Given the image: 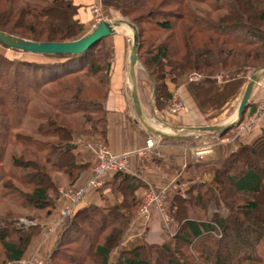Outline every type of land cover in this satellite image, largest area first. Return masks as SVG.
Segmentation results:
<instances>
[{
    "label": "trees",
    "instance_id": "1",
    "mask_svg": "<svg viewBox=\"0 0 264 264\" xmlns=\"http://www.w3.org/2000/svg\"><path fill=\"white\" fill-rule=\"evenodd\" d=\"M101 2L120 8L122 14L142 10V19L168 32L167 37L153 40L149 57L142 59L155 82L152 104L157 110L164 109L172 96L166 77L173 81L191 69L213 73L219 67L248 66L253 71L264 66V0ZM166 5L174 7L163 9ZM76 14L73 0H0V29L37 41L70 40L78 38L83 29ZM131 21L138 31L141 58L144 29L140 20ZM102 39L80 53H50L66 56L61 61L14 60L0 55V162L12 139L20 141L19 151L10 149V176L30 188L24 192L11 183L3 184L7 190H18L23 204L45 212L41 218L26 216L32 221L29 224L6 217L0 220V244L6 260L0 264L21 259L31 236L43 226L40 220L53 213L60 183L51 171L63 173L68 185H77V178L90 165L77 162L75 135L106 142L108 64L94 58ZM35 98L46 104L45 110L37 111L42 119L36 129L14 130L15 117ZM197 138L162 140L194 144ZM108 174L109 186L123 195L122 200L108 208L89 203L63 217L50 234L56 237L42 264H264L258 247L264 241V136L229 152L214 168L211 181H197L171 196L166 207L176 229L168 241L121 246L143 198L135 191L146 183L127 170ZM1 190L0 186V197ZM209 203L216 207L209 219L197 216L198 211L195 217L189 214V206L205 212ZM231 226L234 232L228 231ZM89 257L96 262L87 261Z\"/></svg>",
    "mask_w": 264,
    "mask_h": 264
},
{
    "label": "crops",
    "instance_id": "2",
    "mask_svg": "<svg viewBox=\"0 0 264 264\" xmlns=\"http://www.w3.org/2000/svg\"><path fill=\"white\" fill-rule=\"evenodd\" d=\"M75 2L79 5V15L89 12L88 3L90 0H75ZM0 52L18 56H21V52H24V56L28 54L26 51H12L1 43ZM40 54L44 53L35 52L28 55L35 57ZM250 73L245 78H243V73L241 72L237 77L219 78L217 81L211 77H203L197 81H187L186 74L179 76L173 81L167 80L170 91H178L184 103H186V109L182 116L177 114L169 115L166 109H155L152 104L151 91L150 96L145 97L144 93L138 89V95L142 109L150 118L151 123L168 131H173L175 126H185L184 133H192L193 130L188 126L222 124L233 118ZM263 82L264 75L254 86L241 120L255 111L256 102L263 94ZM124 83L125 88L123 90L121 87L112 88L106 100L108 109L106 143L114 152H131L127 171L139 175L146 183L145 186H141L135 191L140 198L143 197L145 191L150 187L157 190H165L164 198L165 205H167L171 196L177 190L183 192L197 181H211L214 176V168L220 165L223 158L236 149L239 144L250 143L258 137L264 136V116H259L255 124L247 130L239 131L240 120L224 133L219 134L218 138L213 136L214 132H195L193 135L198 136V138L194 144L164 142L162 137L159 136V154L153 151L139 152L138 150L145 146L146 138L154 134L140 122L135 114L131 100L128 98L130 90L127 73ZM146 99L148 102H146ZM154 113L161 119L160 121L154 118ZM154 136L158 137L157 135ZM88 140H90L88 136L75 135L74 137V141L77 143V162H89L90 164L77 178L75 183L77 185L85 182L90 176L91 166L95 161L94 150L86 145ZM201 148L206 150L196 157V150ZM110 178L111 174L106 173L103 175L102 185L98 189L95 187L88 189L77 209L89 203H96L104 208L118 204L122 200L123 195L119 191L112 190L109 186ZM60 186L63 185L60 184ZM67 203L68 198L59 195L53 213L49 217L41 219L40 222L47 226L58 220L60 209ZM215 210L216 207L212 203L208 204L205 212L197 209V207L189 206V214L191 216H194L198 211L197 216H207L208 219ZM175 229L176 222L173 217L170 222H167L163 220L160 211L157 209H153L149 215L139 214L136 209L129 222L121 246L123 248H131L144 243L145 240L151 242L152 240L149 237L152 233L157 236L156 240L152 242L168 241L174 234ZM55 237L56 235L54 234L47 237L40 248L51 247ZM39 239L40 237H35L34 243L39 241ZM25 255L26 253L21 258ZM115 255L113 254V259Z\"/></svg>",
    "mask_w": 264,
    "mask_h": 264
},
{
    "label": "rangeland",
    "instance_id": "3",
    "mask_svg": "<svg viewBox=\"0 0 264 264\" xmlns=\"http://www.w3.org/2000/svg\"><path fill=\"white\" fill-rule=\"evenodd\" d=\"M95 1L99 6L98 14H90L89 12H86V14H84V15H79V13H78L79 5L76 4L75 0H73V3L75 5H77L76 16L80 19V21L83 24V29L79 32L77 37H80V36L84 35L85 33H87L88 31H90L92 29V27L96 24L95 21L97 20V17H100L101 19H107L111 22H114L116 24V26H117V23L119 25L120 22H124L121 24L120 27H117L113 33L103 37V39L99 42L100 46L98 45V46H96L97 48L95 47V49H94V51L97 50L96 51L97 54L94 52L95 53L94 58H96V60L99 61V62H97V61L96 62L97 63H104L106 61L108 64L106 77H105L106 78L105 80L108 81V83L106 82L107 88H108L107 99L109 97V93H110V90L112 88L117 89V87H121L122 90H123V88H125L124 82H125V76H126L127 68H128V54H129L130 45L132 42V31H133L132 27L128 23H132L131 19H134V18L141 21L140 25L144 29L143 36H144V41H145L143 47L140 48V54L142 53L141 54L142 57L141 58L139 57L136 64H135V78H136L137 91L139 89L140 92L144 93L145 97L150 96V91L152 92V89H153V82H152L151 78L149 77L147 71L145 70L142 59L149 57L150 52L148 49H152V45H154L153 40L159 41L160 39L167 37L168 32L161 31L159 29H155L151 23L147 22V20L142 19L140 16L142 14V12H141L142 10H136V11L132 10L131 12L122 14L120 8H117L113 5H103L101 0H95ZM95 1L90 0V2L88 3V7L93 5V3ZM195 6L206 7L205 4H201V3H195ZM163 7H164L163 9H171L174 6L166 5ZM93 22L95 24H93ZM101 43H102V45H101ZM3 46L8 47L6 45H3ZM8 48L11 49L12 51H16V52L25 51V50H21V49H15L12 47H8ZM106 51H109L107 53V55H106ZM26 52L28 54L35 53L32 51H26ZM21 53H22L21 56H18L16 54H5V53H1V52H0V55L6 57L8 59H14V60L20 59V60H28V61H36V62H53V61H61V60L66 59V56L53 55V54H40V55H36L35 57L34 56L31 57L28 54H25L27 56H24V54H23L24 52H21ZM92 53L93 52L88 53L87 56L91 55ZM81 69H79L80 73L83 72V69H85V67H82ZM251 70L252 69L248 66H246V67L245 66L226 67V68L225 67H219L213 73H208L207 71H201V70L199 71L196 69H191V70L186 71L184 73V75L189 73V72L196 71L200 74L198 80H200L203 77H211L212 79L217 81L219 79L216 77V74H219V73L226 72L228 74V77L229 76L237 77V75L239 76V73L242 72L243 78H245L248 75V73H250ZM102 73L103 72H101V74ZM167 80H170V77L165 78L166 83H167ZM194 81H197V80H194ZM167 85H168V83H167ZM46 87H50V84H46ZM126 90H127V88H126ZM172 93L173 92L171 91V94ZM153 96L154 95H152V98H153ZM128 98L131 100L130 93H129ZM171 99H172V96H171ZM171 99L167 102L164 109H166L167 106L170 104ZM146 102H148L147 99H146ZM131 103H132V101H131ZM45 109H46V104H44L43 101H41L40 99L35 98L34 100L30 101L28 106H27L26 111L17 115V117L19 118L17 121H16L17 117H15L16 124H15L14 130H19V131H24V132L34 131L36 129L38 122L41 121V119H42L38 116L37 111L45 110ZM185 109H186V103H185ZM184 112L185 111L179 112L177 115L182 116V113H184ZM93 138H95V137L90 138V140L91 141L100 140L103 142L102 139H99V138L93 139ZM21 146H22V143L13 138L12 141L10 142L9 146H8V150L6 151V154L2 158V161L0 162V177H1L0 186L2 187L1 191L3 193L2 196L0 197V220L3 217H6L7 219H15V220L19 219L21 222H24L25 224H29L32 221L26 219V216L27 217L28 216L29 217H35L36 216V217L41 218L45 214L44 210H40V209H37V208L32 207L30 205L23 204L22 203V196L20 195V193H18V190L12 192L11 188L8 190L5 189L4 184H3L4 182H7L9 184L11 183V184H13L12 188L16 187L19 190L24 191V192L28 191V189L30 188L29 187L30 185H27L24 181L19 180L13 176H10L11 171H12V167H13L12 161L10 159V155H11L10 149L17 152L20 150ZM51 174L60 184L63 185V186H59V189L61 187L71 186V185H68L67 178L63 173L51 171ZM146 191H145V193H146ZM145 193H144V195H145ZM59 195H61V194H59ZM144 195H143V197H144ZM139 206L137 207V210H138ZM163 207H164L165 211H167V213H168L167 222H170L172 216L169 214L167 207L165 205V198L163 200ZM59 213H60V211H59ZM194 216H196V214ZM57 228L58 227L55 226L54 229L51 232H49V235L47 236L44 234L46 229H47V226L43 224L41 229L31 236L29 244L27 245V248L25 250L26 255L21 259L26 261V260L31 259V258H38V259H41L42 263H43L48 251L50 250V248L52 246L51 247H45V248L43 247V249H41L40 247L42 245V242L45 241V239L47 237L51 236L50 234L52 232L55 233ZM228 231L234 232L233 226L228 227ZM35 237H40V239H39V241H36L34 243L33 240L35 239ZM149 238H150V240L153 241V240H156L157 236H156V234L152 233ZM194 244L196 245L197 241L194 242ZM258 247H259V252L264 254V241L263 240L259 243ZM190 251H193V249H190ZM0 261H3V262L6 261L4 259L3 248L1 247V244H0ZM87 261H90L93 263V262H96V259L94 257H91V258L89 257V258H87ZM6 263L15 264L13 261H9V260H7ZM17 264H20V263H17Z\"/></svg>",
    "mask_w": 264,
    "mask_h": 264
},
{
    "label": "built area",
    "instance_id": "4",
    "mask_svg": "<svg viewBox=\"0 0 264 264\" xmlns=\"http://www.w3.org/2000/svg\"><path fill=\"white\" fill-rule=\"evenodd\" d=\"M88 11L90 12V14H98L99 6L96 1L93 3V5L88 7ZM100 20L102 19L100 17H97L95 23L99 22ZM95 23L93 22V24ZM199 76L200 74L198 72L192 71L186 74V79L187 81H194L198 80ZM216 77L218 79H224L228 77V74L226 72L219 73L216 74ZM262 90L263 94L256 102L255 111L241 120L238 126L239 131L250 129L255 124L257 117L264 116V82L262 83ZM184 110L185 103L181 98L179 92H173L170 104L166 108L167 114L176 115ZM213 136L218 138L219 134L213 133ZM159 143V136L156 137L154 135H149L145 140V146L138 151H153L159 154ZM86 145L91 147L95 153V161L91 166V174L86 179V181L80 185H71L67 187H61L59 189L60 194L68 198V203L61 208L59 219L47 225V229L44 233L47 236L49 235V232H51L54 227L57 226L59 222H61L63 217L71 215L76 211L77 207L83 200L84 194L88 189L94 187L97 188L102 185V177L104 174L111 173L117 170L129 169V157L131 154L130 151L114 152L110 149L107 143L100 140H89L86 142ZM205 150V148L197 149L195 152V156L198 157ZM164 197L165 190H157L152 187L148 188L137 210L138 213L142 215H149L153 209H157L160 211L162 218L167 221L168 213L163 207ZM13 262L15 264H42V260L38 258H31L26 261L21 259L15 260Z\"/></svg>",
    "mask_w": 264,
    "mask_h": 264
},
{
    "label": "water",
    "instance_id": "5",
    "mask_svg": "<svg viewBox=\"0 0 264 264\" xmlns=\"http://www.w3.org/2000/svg\"><path fill=\"white\" fill-rule=\"evenodd\" d=\"M118 24V23H117ZM132 27V42L130 45V50L128 54V68H127V79L129 82V90L131 101L136 116L140 122L154 135L160 136L162 138H178V137H188L193 135L197 131H210L218 134L224 133L228 128L237 124L243 117V113L247 106L249 97L256 83L259 82L261 77L264 75V66L259 67L251 71L241 99L239 101L235 115L229 121L222 124H202V125H192L188 126L193 130L192 133H184L185 126H175L173 131H166L161 129L150 122V118L146 115L142 109L141 102L139 99L136 78H135V64L138 60V47H139V37L138 31L132 23H129ZM116 30V24L107 19H102L97 22L90 31L84 35L70 40H33L30 38H25L21 36L14 35L9 32H5L0 29V43L12 48H18L25 51H32L44 54L50 53H80L94 43H96L102 37H105ZM153 82L152 95L155 94V82ZM154 112V110L152 109ZM154 118L161 120L155 113Z\"/></svg>",
    "mask_w": 264,
    "mask_h": 264
},
{
    "label": "bare ground",
    "instance_id": "6",
    "mask_svg": "<svg viewBox=\"0 0 264 264\" xmlns=\"http://www.w3.org/2000/svg\"><path fill=\"white\" fill-rule=\"evenodd\" d=\"M122 23H124V22H120L119 25L117 24L116 28H117V27H120ZM126 23H127V22H126ZM128 24H129V23H128ZM157 127H158V126H157ZM165 130H167V129H165ZM167 131H168V130H167Z\"/></svg>",
    "mask_w": 264,
    "mask_h": 264
}]
</instances>
